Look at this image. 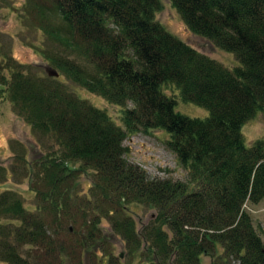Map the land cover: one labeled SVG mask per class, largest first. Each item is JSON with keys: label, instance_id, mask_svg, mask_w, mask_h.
Returning <instances> with one entry per match:
<instances>
[{"label": "trees", "instance_id": "16d2710c", "mask_svg": "<svg viewBox=\"0 0 264 264\" xmlns=\"http://www.w3.org/2000/svg\"><path fill=\"white\" fill-rule=\"evenodd\" d=\"M160 1L27 0V18L49 44L47 66L121 107L122 126L60 77L0 64V98L57 147L34 162L16 156L36 207L14 191L0 195V262L82 264L118 238L146 264H264V241L245 210L264 199V139L248 146L241 134L264 117V0H169L194 35L235 56L233 69L156 21ZM169 88L209 116L177 113ZM151 130L169 134L185 181L151 179L126 159L125 141ZM83 175L91 187L81 194ZM132 204L155 211L140 230Z\"/></svg>", "mask_w": 264, "mask_h": 264}, {"label": "rangeland", "instance_id": "374dc122", "mask_svg": "<svg viewBox=\"0 0 264 264\" xmlns=\"http://www.w3.org/2000/svg\"><path fill=\"white\" fill-rule=\"evenodd\" d=\"M160 2L162 7L156 14V21L170 34L228 69L240 66L233 54L218 49L207 40L194 35L169 0ZM26 4L27 0H0V64L11 60L23 65L26 69L29 68L28 71L33 74L45 77L48 76L46 72L48 66L43 57V50L49 44L41 30L36 27L37 23L27 18L29 14L26 11ZM59 79L81 99L105 111L118 126H122L121 107L107 103L103 98L87 92L64 77ZM166 93L177 98V113L196 119H205L209 116L206 109L184 103L173 88L166 89ZM241 134L248 146L257 140L264 139L263 115L259 113L249 120L243 126ZM168 139L169 134L160 130H151L131 136L124 143L127 149L126 159L141 167L151 179L183 182L186 180V172L178 164L175 155L168 150L166 146ZM56 148L52 140L34 131L24 122L6 98H0V195L6 191H14L20 195L25 207L34 210L36 199L34 193L30 191V179L24 168L21 165L17 166L16 156L26 153L28 161L34 162L35 159ZM90 177L91 175H83L80 178L81 194L87 193L91 187ZM245 210L250 214L254 227L264 241V199L258 204L247 203ZM154 213V210L147 207L137 204L130 205L129 214L134 218L137 230L151 221ZM104 225H108L107 222H104ZM110 240L105 244L104 253L95 252L83 255L82 264H98L101 258L103 264H108L110 260L113 264L147 263L146 259L140 257V254L135 257L130 256L120 239L111 238ZM30 252V261L35 263V250L29 246L20 249L23 257ZM75 260L78 261L77 258ZM204 262L210 264L211 259L205 258ZM0 264L5 263L0 262ZM65 264H74V261L72 263L65 261Z\"/></svg>", "mask_w": 264, "mask_h": 264}, {"label": "water", "instance_id": "95a60500", "mask_svg": "<svg viewBox=\"0 0 264 264\" xmlns=\"http://www.w3.org/2000/svg\"><path fill=\"white\" fill-rule=\"evenodd\" d=\"M46 72L49 77H52V78L60 77V74L57 71L53 70L52 68L46 67Z\"/></svg>", "mask_w": 264, "mask_h": 264}]
</instances>
